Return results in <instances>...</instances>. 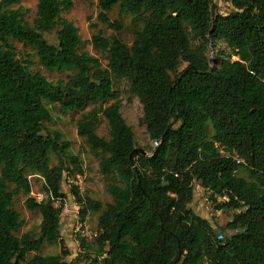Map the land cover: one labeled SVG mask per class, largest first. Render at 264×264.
I'll use <instances>...</instances> for the list:
<instances>
[{
	"label": "trees",
	"instance_id": "1",
	"mask_svg": "<svg viewBox=\"0 0 264 264\" xmlns=\"http://www.w3.org/2000/svg\"><path fill=\"white\" fill-rule=\"evenodd\" d=\"M217 1L228 10L214 0H98L103 26L121 31L108 18L115 7L140 26L131 45L92 38L108 54L103 68L79 52L78 30L62 17L72 0H37L32 23L23 8H10L20 0H0V264H67L61 185L83 170L70 142L44 134L48 106L81 113L77 135L99 159V173L110 176L112 203L104 207L71 190L81 222L99 214L84 264H264V0ZM53 31L55 43L44 37ZM12 42L31 48L43 69L72 73L48 81ZM218 43L229 59L211 67L205 50ZM113 79L127 82L142 106L140 124L159 142L145 155L121 115ZM100 117L108 140L96 134ZM30 173L43 179L46 199H27L41 216L40 231L18 238L13 198L31 192ZM197 183L216 211L234 212L225 225L214 228L191 210ZM56 244L59 255H38Z\"/></svg>",
	"mask_w": 264,
	"mask_h": 264
},
{
	"label": "rangeland",
	"instance_id": "2",
	"mask_svg": "<svg viewBox=\"0 0 264 264\" xmlns=\"http://www.w3.org/2000/svg\"><path fill=\"white\" fill-rule=\"evenodd\" d=\"M73 7L70 11L63 13L62 17L74 24L77 28L81 45L79 52H86L96 58L102 65L106 67L108 63V54L105 51L95 47L92 44V38L102 34L105 38L116 36L127 45H131L134 40L135 32L140 29V26L134 27L131 24L132 17L130 15H122L119 13L117 7L113 8L108 13V18L111 22H118L121 26V31L116 32L105 26L98 21L100 9L98 0H72ZM220 7V12L228 10L227 6L214 0ZM37 0H20L18 5H13L10 8H23L27 11L26 21L32 23L35 17ZM44 37L51 43L56 42V34L53 31ZM16 48L19 57L31 56L33 66L30 68L32 72H40L45 76L48 81L66 80V77L72 72L65 74H58L56 72H49L37 63L34 57V51L19 43L12 42ZM200 44L199 41L194 43L195 46ZM205 56L211 67L216 66L219 60L229 59V55L223 43H218L216 48L206 47ZM114 90L119 93V99L122 102L121 115L126 124L132 129L136 146L139 148L140 153L145 155L153 149L152 142L146 133L144 126L140 124V119L143 116L142 106L139 101L130 94L128 84L125 80L113 79ZM92 105L88 106L85 112L90 111ZM52 116V121L45 125V133L51 134L57 132L62 135L63 140L70 142L71 147L69 150L70 155L77 156L80 159L81 167L83 170L82 175H77L74 178H69L63 181L61 185V192L64 194L63 207L60 213V237L63 242V249L66 251L64 261L67 264H84V254L86 251L93 247V241L97 234V218L99 214L88 213L84 222L80 221L79 208L75 203L72 195V187H77L81 197L89 198L93 201L99 202L103 205L112 203V197L107 191L108 185L111 184L110 176L104 177L99 173V159L95 158L88 151L87 146L84 144V139L78 137L76 132V123L79 120L81 113H61L58 106H48ZM96 134L109 139V131L106 121L100 117L99 124L96 128ZM57 157L50 156L51 166L57 165ZM1 169V166H0ZM30 181L31 192L29 194L19 193L13 198V208L19 213L21 227L17 232L18 238L23 235L38 236L41 225V216L38 211H30L26 208L27 199H33L35 202H42L46 199L43 192V179L38 175L28 174ZM13 186H11V190ZM191 210L199 217L207 220L214 228L225 225L232 217L234 212L222 213L214 209L211 202L208 200V193L205 192L199 183L195 185L193 192L192 203L190 204ZM84 238L85 244L82 246L78 238ZM61 245H43L38 255L49 256L59 255L61 253ZM34 253L28 256L31 258Z\"/></svg>",
	"mask_w": 264,
	"mask_h": 264
},
{
	"label": "built area",
	"instance_id": "3",
	"mask_svg": "<svg viewBox=\"0 0 264 264\" xmlns=\"http://www.w3.org/2000/svg\"><path fill=\"white\" fill-rule=\"evenodd\" d=\"M152 145H153V149H155V148H157L159 146V142H153ZM236 163L237 164L241 163V160L236 159Z\"/></svg>",
	"mask_w": 264,
	"mask_h": 264
}]
</instances>
